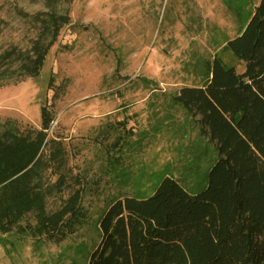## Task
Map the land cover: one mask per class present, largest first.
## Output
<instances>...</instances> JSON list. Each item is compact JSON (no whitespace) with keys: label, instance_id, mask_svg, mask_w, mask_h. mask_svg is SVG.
<instances>
[{"label":"rangeland","instance_id":"rangeland-1","mask_svg":"<svg viewBox=\"0 0 264 264\" xmlns=\"http://www.w3.org/2000/svg\"><path fill=\"white\" fill-rule=\"evenodd\" d=\"M259 0H0V55L32 50L51 11L67 14L40 76L0 73V130L11 119L20 133L42 128V107L53 115L44 147V185L67 178L47 197L59 210L77 189L86 222L63 241L34 235L35 213L0 231V264H88L100 240L98 221L125 196H151L165 177L190 193L208 185L215 144L174 96L206 81L204 62L220 57L243 72L226 43L245 26ZM50 40V37H48Z\"/></svg>","mask_w":264,"mask_h":264},{"label":"trees","instance_id":"trees-1","mask_svg":"<svg viewBox=\"0 0 264 264\" xmlns=\"http://www.w3.org/2000/svg\"><path fill=\"white\" fill-rule=\"evenodd\" d=\"M42 29L32 50L16 47L0 55V67L19 62L18 77L40 76L46 56L70 17L51 11L39 17ZM50 37V40H48ZM245 63L243 72L216 56L204 62L206 81L182 87L174 96L217 154L208 185L190 193L177 179L165 177L146 198L112 201L98 221L100 240L88 264H264V0L226 46ZM6 69L9 81L14 74ZM53 115L42 107V128L20 133L14 120L0 130V231L7 233L35 213L34 235L63 241L86 222L77 189L54 212L47 197L62 191L67 178L44 185L49 164L44 147L59 165L64 150L47 140Z\"/></svg>","mask_w":264,"mask_h":264}]
</instances>
